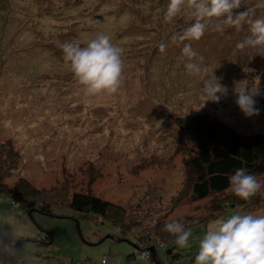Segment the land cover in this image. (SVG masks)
I'll use <instances>...</instances> for the list:
<instances>
[{"label": "rangeland", "instance_id": "obj_1", "mask_svg": "<svg viewBox=\"0 0 264 264\" xmlns=\"http://www.w3.org/2000/svg\"><path fill=\"white\" fill-rule=\"evenodd\" d=\"M167 4L0 0V144L11 143L19 153L5 182L11 186L25 179L44 193L64 187L70 196L91 191L125 207L135 222L123 232L102 216L81 214L68 203L52 205V213L46 214L28 211L0 194V233L5 243L14 240L6 251L16 264H102L106 257L118 264H143L141 251L157 264L152 248L160 264H193L199 241L213 224L237 212L264 215V189L247 204L238 197L237 207L221 216L222 206L228 200L234 203L231 191L202 201H176L180 192L188 191L186 161L196 146L181 131L182 124L207 113L238 132L264 133V104L261 77L250 67L258 53L236 48L250 35L248 26L239 32L224 26L220 32V21L214 18L199 41L177 45L172 36L182 34L194 18L185 8L174 22H165ZM242 10L252 18L264 17V0H244ZM98 33L110 35L123 50L122 82L116 94L87 98L63 59L61 45L84 46ZM160 43L167 45L163 52ZM184 43L204 58L199 78L186 73ZM214 71L228 93L218 104H204L203 81ZM240 87L256 95L259 116L245 118L235 104L233 90ZM257 179L264 184V175ZM188 214L207 223L188 228L192 235L187 248L180 249L175 238L157 247L153 240L138 241L141 233L155 236L157 243L173 236L164 231L165 225Z\"/></svg>", "mask_w": 264, "mask_h": 264}, {"label": "clouds", "instance_id": "obj_2", "mask_svg": "<svg viewBox=\"0 0 264 264\" xmlns=\"http://www.w3.org/2000/svg\"><path fill=\"white\" fill-rule=\"evenodd\" d=\"M244 0H168L164 21L174 22L185 8L190 10L194 22L182 34L172 36L173 43L199 41L210 23L219 20L216 30L223 32L224 26L233 27L237 32L245 25L250 35L236 44L238 50L253 48L264 56V17L252 18L248 11H238ZM167 45L161 44L163 52ZM63 59L69 64L87 98L116 94L121 86L123 73V50L113 43L108 34L98 33L86 45L66 42L61 45ZM182 58L186 59L184 68L188 76L199 78L202 75L204 58L190 43H184ZM221 77L212 72L203 81L202 93L206 102L218 104L228 93V88L221 83ZM235 104L245 118L259 116L257 100L248 88H234ZM229 191L241 200L248 201L264 189L254 174L245 168L235 170L229 175ZM164 231L175 237L180 249L189 246L192 232L180 221L165 225ZM6 236L0 233V249L10 250L14 240L5 243ZM138 258L143 264H151L150 253L141 251ZM193 264H264V215L252 213H233L213 224L206 230L198 244V254Z\"/></svg>", "mask_w": 264, "mask_h": 264}, {"label": "trees", "instance_id": "obj_3", "mask_svg": "<svg viewBox=\"0 0 264 264\" xmlns=\"http://www.w3.org/2000/svg\"><path fill=\"white\" fill-rule=\"evenodd\" d=\"M99 14L97 12L92 15ZM250 67L261 77L262 97L260 102L264 104V56L259 54L254 56ZM181 127V131H186L196 146L191 149L186 161L188 191L182 190L184 195L180 192L177 202L202 201L215 194L229 192V175L234 174L235 170L242 167L256 177L264 175V133L244 134L238 132L227 123L211 117L207 113L194 115L188 124H182ZM18 160L19 153L11 143L0 144V194L9 196L15 203L23 205L28 211L39 210L51 214L52 205L68 203L81 214L93 213L102 216L123 232L131 230L134 226L135 222L130 221V214L125 207L91 191L74 192L70 196L68 189L61 187L60 190L59 187H54L44 193L43 189L37 188L25 179H21L20 182L11 186L8 185L5 178L12 174ZM41 194L45 196L39 200ZM59 197H63V199L61 200ZM233 199L234 203L228 200V205L222 206L223 211H220V216L229 207H237L235 201H239L238 197H234L233 194ZM252 201L257 202L259 200ZM217 209L221 210V206L218 205ZM178 221L183 222L187 229L201 222L207 223L189 214L184 218H179ZM174 238L173 236L165 239L160 238L158 240L160 242L157 243L155 236H147L145 233L137 236L138 241L141 239L140 242L145 243L153 240L156 247L157 245L164 246ZM168 252L172 253L173 251L169 249ZM153 261L160 264L157 250ZM0 264H16V262L6 250L0 249Z\"/></svg>", "mask_w": 264, "mask_h": 264}, {"label": "built area", "instance_id": "obj_4", "mask_svg": "<svg viewBox=\"0 0 264 264\" xmlns=\"http://www.w3.org/2000/svg\"><path fill=\"white\" fill-rule=\"evenodd\" d=\"M112 261H113L112 259L106 257L103 259L102 264H118L115 261H113V262Z\"/></svg>", "mask_w": 264, "mask_h": 264}, {"label": "water", "instance_id": "obj_5", "mask_svg": "<svg viewBox=\"0 0 264 264\" xmlns=\"http://www.w3.org/2000/svg\"><path fill=\"white\" fill-rule=\"evenodd\" d=\"M151 251H152V253H153L154 255H156V250H155V248H152Z\"/></svg>", "mask_w": 264, "mask_h": 264}, {"label": "bare ground", "instance_id": "obj_6", "mask_svg": "<svg viewBox=\"0 0 264 264\" xmlns=\"http://www.w3.org/2000/svg\"><path fill=\"white\" fill-rule=\"evenodd\" d=\"M154 255V254H153Z\"/></svg>", "mask_w": 264, "mask_h": 264}]
</instances>
